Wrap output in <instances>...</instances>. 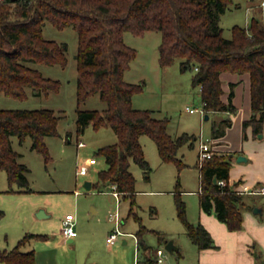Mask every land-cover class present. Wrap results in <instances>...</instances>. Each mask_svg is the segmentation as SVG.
Instances as JSON below:
<instances>
[{
	"label": "trees",
	"instance_id": "obj_1",
	"mask_svg": "<svg viewBox=\"0 0 264 264\" xmlns=\"http://www.w3.org/2000/svg\"><path fill=\"white\" fill-rule=\"evenodd\" d=\"M233 0H0V91L8 96L26 98L27 89L34 93L58 91L61 82L43 75L36 63L67 64L66 44L43 35L45 20L58 28L72 26L78 34L77 130L88 125L99 129L110 126L117 142L97 151L106 163L98 172L94 187H113L134 203L136 177L130 169L136 162L145 172L151 166L145 157L140 138L147 134L156 142L161 159L184 163L177 157L179 149L192 146L197 136L183 132L173 136L168 131L169 119L156 117L154 110L133 107L132 98L143 89L141 83L127 81L125 72L137 51L125 42V32L144 35L159 31L158 60L162 67L180 59L182 71H192V87L202 86L200 96L206 113L236 111L233 89L227 103L223 72L249 73L252 115L244 120V133L252 125L255 133L263 131L264 122V25L253 17L249 26L235 25L232 36L223 34L221 16ZM99 93L106 102L103 110L82 109L80 104ZM59 116L48 108L8 109L0 107V172L8 175L10 189L17 184L30 190L28 166L18 160L11 137L20 141L30 136L33 149L49 158L47 136L60 135ZM232 124L230 116L214 119L212 138L222 137ZM246 135V134H245ZM232 153L217 151L200 167V205L206 212L227 223L232 230L242 227L245 194L229 184ZM226 180L225 185L214 181ZM177 216L186 227L191 240L199 247H209L213 239L200 223L191 224L187 205L180 190L175 193ZM3 211H0V216ZM141 225L136 233L139 251L148 248ZM39 234L26 233L11 249H0V263L35 264L34 249L23 247ZM160 241L168 242L158 232ZM152 258H150L151 260Z\"/></svg>",
	"mask_w": 264,
	"mask_h": 264
},
{
	"label": "rangeland",
	"instance_id": "obj_2",
	"mask_svg": "<svg viewBox=\"0 0 264 264\" xmlns=\"http://www.w3.org/2000/svg\"><path fill=\"white\" fill-rule=\"evenodd\" d=\"M261 1L233 0L231 7L221 16L224 36L230 38L235 25L249 26L253 17L260 19L264 25V3ZM43 35L66 44V65L34 64L43 75L61 82L59 90L37 94L28 88V95L23 99L0 91V107L52 109L59 116L60 135L45 138L49 152L47 160L43 153L33 149L30 136L24 141H20L16 135L11 137L12 146L19 153L18 160L29 168L31 189L23 190L13 184L11 190L6 171L0 172V211H3L0 216V249H11L26 233H35L39 235L23 249H34L36 264H133L137 247L135 234L141 225L148 230L143 237L152 252L166 244L160 241L158 232L168 240L175 239L185 244L190 238L178 230L183 223L177 216L175 193L180 190L187 205V217L196 215L200 178L199 145L200 140H213L211 128L215 119L213 116L205 119L206 111L202 114L187 109L202 106L198 88L192 87V71H182L180 59L166 67L160 65L159 31H148L144 35L125 32V42L137 51L125 72V79L143 85V89L132 98L133 107L151 109L156 117L168 118L171 135L187 132L197 136V139H193L192 146L186 144L179 149L177 157L184 163L179 168L177 162L161 159L151 136H141L140 141L151 169L145 172L131 161L130 169L136 177L134 203L131 197L121 195L119 210L125 221L120 227L125 234L110 245L106 239L113 231L115 222L109 220V214L116 210V197L111 189H87L85 183L96 184L99 181L98 172L106 163L97 151L104 145L117 142V135L110 126L96 129L91 124L81 132L77 130V31L72 26L58 28L45 20ZM105 107L106 102L99 93L92 94L80 104L82 109L101 111ZM79 140L87 145L78 147ZM88 158H95L96 163L94 161L86 175H78L77 170ZM40 211L45 215L39 217ZM67 212L75 216L78 237L73 242L61 245L57 243L60 237L56 234L60 232L61 220ZM173 253L168 251L167 256L174 257Z\"/></svg>",
	"mask_w": 264,
	"mask_h": 264
},
{
	"label": "crops",
	"instance_id": "obj_3",
	"mask_svg": "<svg viewBox=\"0 0 264 264\" xmlns=\"http://www.w3.org/2000/svg\"><path fill=\"white\" fill-rule=\"evenodd\" d=\"M261 2L264 3V0ZM221 80L224 90L221 96L222 100L227 103L233 89L232 102L237 108L233 113L209 114L208 119L212 116L215 119L230 116L232 119V124L227 127L225 134L217 139L213 138L209 143L211 148L220 154L229 152L233 154L228 184L235 191L245 194L242 208V227L232 230L226 222L216 216L215 212L209 213L201 208L199 178V188L197 190L198 211L192 218L188 216V220L194 226L201 223L209 231L213 243L209 247L199 248L191 240L183 224V227L178 230L180 233L188 235L190 240L183 244L172 239L175 245L174 257H167L163 264H264V195L249 192L255 187L264 186V122L262 132L255 133L253 126L250 125L244 133L243 122L252 115L249 73L223 72ZM206 114H204V118ZM90 159L95 161V158H88L86 163H89ZM95 163L89 164V167ZM87 173L77 174L86 175ZM92 187H94L93 183H91ZM106 188L111 189L112 191H110L113 192V187L107 186ZM113 196L116 197L114 193ZM116 200L119 208L121 194L118 198L116 197ZM255 208H259L261 212H255ZM94 212H96L95 209ZM122 221L124 223L125 220L121 216V223ZM56 236L60 237L57 243L64 245L66 242H73L78 237V233L73 238H67L61 232L60 227V232ZM136 239V260L133 264H148L154 258L155 252H152L150 245L146 243L148 248L144 249L140 255L137 236ZM115 241L113 243L107 241V243L112 245ZM190 241L195 248L190 244ZM124 242L127 241L124 240ZM150 258L152 259L150 260Z\"/></svg>",
	"mask_w": 264,
	"mask_h": 264
},
{
	"label": "built area",
	"instance_id": "obj_4",
	"mask_svg": "<svg viewBox=\"0 0 264 264\" xmlns=\"http://www.w3.org/2000/svg\"><path fill=\"white\" fill-rule=\"evenodd\" d=\"M202 90V86L199 87V91ZM206 102L202 101V106L201 107H187V109L190 112H201L202 114L205 113L206 109ZM86 143L83 140L78 141V146L82 147L85 146ZM214 150L211 148V145L209 141H202L200 140V145H199V155H198V161L199 165H202L203 162L207 159L210 158L211 156L214 155ZM94 162V159H90L89 163H85L81 165L77 171L78 174H85L89 170V164H92ZM217 182L221 185H225L227 182L224 179L217 180ZM251 193L255 194H261L264 195V186H258L253 188ZM113 193L114 195L118 198L120 193L116 190V186H113ZM109 220H113L115 222V227L113 231L108 235L107 241L109 243H113L115 240L118 239L120 235H124L125 233L121 230V214L119 211V208H116V210L111 211L109 214ZM61 232L63 235L67 238H73L77 235V230H76V223H75V216L72 213H67L61 222ZM167 253L168 250L165 247H158L155 250V256L154 258L148 262V264H163L166 259H167Z\"/></svg>",
	"mask_w": 264,
	"mask_h": 264
},
{
	"label": "water",
	"instance_id": "obj_5",
	"mask_svg": "<svg viewBox=\"0 0 264 264\" xmlns=\"http://www.w3.org/2000/svg\"><path fill=\"white\" fill-rule=\"evenodd\" d=\"M209 118V115L208 114H206L205 115V119H208ZM214 181L215 182H217V178L215 177L214 178ZM85 187L87 188V189H91V182H86L85 183ZM254 211L255 212H261V210L259 209V208H255L254 209ZM45 214H44V212L43 211H40L39 213H38V216L39 217H42V216H44ZM197 225V224H196ZM165 248L168 250V251H173L174 250V248H175V245H174V243H173V240H169L166 244H165Z\"/></svg>",
	"mask_w": 264,
	"mask_h": 264
}]
</instances>
